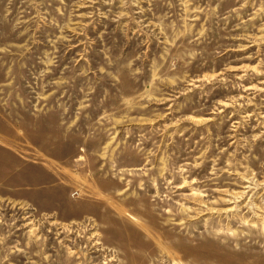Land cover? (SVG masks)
<instances>
[{
	"label": "rangeland",
	"instance_id": "1",
	"mask_svg": "<svg viewBox=\"0 0 264 264\" xmlns=\"http://www.w3.org/2000/svg\"><path fill=\"white\" fill-rule=\"evenodd\" d=\"M0 264H264V0H0Z\"/></svg>",
	"mask_w": 264,
	"mask_h": 264
},
{
	"label": "bare ground",
	"instance_id": "2",
	"mask_svg": "<svg viewBox=\"0 0 264 264\" xmlns=\"http://www.w3.org/2000/svg\"><path fill=\"white\" fill-rule=\"evenodd\" d=\"M249 185H250V183H249ZM249 185H246L245 187H244V189L247 191L248 190V186ZM244 193H248V192H241L240 194H239V196L237 197V195H234V197H232V196H230V198H229V200H225L227 203H229L230 202V204H232L231 203V201L230 200H234V201H236L238 198H241V197H243L245 194ZM227 197H229V196H227ZM234 204V203H233ZM203 207H204V210L206 211V212H214V210H213V208L210 206V205H207V204H203ZM230 210H227V211H225L226 213H228Z\"/></svg>",
	"mask_w": 264,
	"mask_h": 264
}]
</instances>
